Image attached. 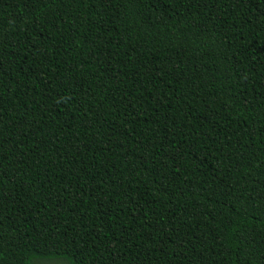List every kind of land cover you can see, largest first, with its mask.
<instances>
[{
  "label": "trees",
  "instance_id": "obj_1",
  "mask_svg": "<svg viewBox=\"0 0 264 264\" xmlns=\"http://www.w3.org/2000/svg\"><path fill=\"white\" fill-rule=\"evenodd\" d=\"M48 262L264 264V0H0V264Z\"/></svg>",
  "mask_w": 264,
  "mask_h": 264
},
{
  "label": "rangeland",
  "instance_id": "obj_2",
  "mask_svg": "<svg viewBox=\"0 0 264 264\" xmlns=\"http://www.w3.org/2000/svg\"><path fill=\"white\" fill-rule=\"evenodd\" d=\"M58 261H61V260H58ZM47 264H63V263L48 262Z\"/></svg>",
  "mask_w": 264,
  "mask_h": 264
}]
</instances>
